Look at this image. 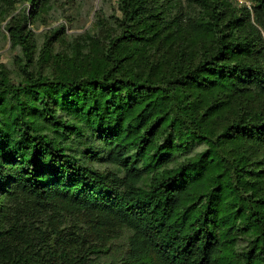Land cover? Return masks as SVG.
I'll list each match as a JSON object with an SVG mask.
<instances>
[{
    "label": "trees",
    "instance_id": "obj_1",
    "mask_svg": "<svg viewBox=\"0 0 264 264\" xmlns=\"http://www.w3.org/2000/svg\"><path fill=\"white\" fill-rule=\"evenodd\" d=\"M57 1L0 0V264H264V0H100L35 58Z\"/></svg>",
    "mask_w": 264,
    "mask_h": 264
},
{
    "label": "rangeland",
    "instance_id": "obj_2",
    "mask_svg": "<svg viewBox=\"0 0 264 264\" xmlns=\"http://www.w3.org/2000/svg\"><path fill=\"white\" fill-rule=\"evenodd\" d=\"M116 1L117 0H112L107 4L108 11H113L112 4ZM233 1L236 7L247 8V6L240 1ZM248 1L251 3L250 0ZM99 2L100 0H83L81 5H79L78 0L75 3L71 2V0L57 1L55 9H51L49 15L46 16L45 13H41L35 20L33 19V22L29 23L27 30H29L31 34V43L35 44L37 48L35 50V58L40 57L41 50H43L44 46L48 45L47 43H50L54 51H66V49L69 48L70 38L81 35L90 28ZM23 8H25L27 12H30L27 6ZM8 20L3 23V26L6 25ZM62 26L66 29V35L68 36V42L66 44H59L56 42L58 39V37H55V35H58L56 31ZM1 31L4 37H0V71L6 70L13 81H16L18 76L22 74V64L24 61L23 53L19 48L12 47L9 33L4 29H1Z\"/></svg>",
    "mask_w": 264,
    "mask_h": 264
},
{
    "label": "built area",
    "instance_id": "obj_3",
    "mask_svg": "<svg viewBox=\"0 0 264 264\" xmlns=\"http://www.w3.org/2000/svg\"><path fill=\"white\" fill-rule=\"evenodd\" d=\"M238 1H240L241 3L246 5L248 9H250V10L252 9V5L248 0H238Z\"/></svg>",
    "mask_w": 264,
    "mask_h": 264
}]
</instances>
